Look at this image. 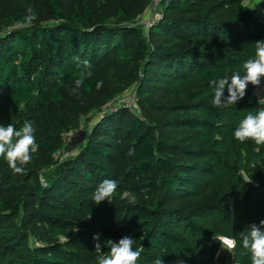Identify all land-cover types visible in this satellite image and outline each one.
<instances>
[{"label": "trees", "instance_id": "obj_1", "mask_svg": "<svg viewBox=\"0 0 264 264\" xmlns=\"http://www.w3.org/2000/svg\"><path fill=\"white\" fill-rule=\"evenodd\" d=\"M123 1L48 0L44 14L37 0H0V125L31 122L40 146L23 174L0 158V264H98L124 236L143 248L138 264H220L222 238L237 240L233 264H251L240 236L264 220V145L233 132L264 104L249 84L216 107L211 81L243 74L264 20L250 0H161L147 34L131 22L152 0ZM131 87L140 115L112 113ZM102 108L86 146L58 163L62 136ZM105 179L116 192L94 204Z\"/></svg>", "mask_w": 264, "mask_h": 264}, {"label": "clouds", "instance_id": "obj_2", "mask_svg": "<svg viewBox=\"0 0 264 264\" xmlns=\"http://www.w3.org/2000/svg\"><path fill=\"white\" fill-rule=\"evenodd\" d=\"M84 63L87 65L88 62ZM242 67L243 74L237 71L230 77L211 81L214 106L236 104L246 95L249 84L257 88L261 85L264 79V39L255 42V58L245 60ZM81 83V80L76 81L77 86ZM101 86L102 83L98 82L97 88ZM226 86L227 97L224 96ZM34 132L32 123L28 121H25L19 130L11 123L7 126L0 125V158L8 163L14 173L23 174L25 171L23 166L27 165L32 159V154L39 150L40 146L36 142ZM233 135L241 143L252 140L256 145H264V109L256 114L248 113L234 129ZM132 151L130 150V155ZM117 187V181L103 180L93 193V203L98 205L105 200L109 202ZM99 237V233L92 237L97 249H101ZM134 243L135 240L130 236H124L118 242L105 241L110 251L98 257V264H138L143 248L134 249ZM222 243L227 245V248L222 247L223 249L234 253L237 247L235 238H225ZM240 245L251 254V264H264V220H261L259 225L255 223L249 225L246 231L241 232ZM154 264H163V260L157 258ZM177 264L183 262L178 261Z\"/></svg>", "mask_w": 264, "mask_h": 264}, {"label": "rangeland", "instance_id": "obj_3", "mask_svg": "<svg viewBox=\"0 0 264 264\" xmlns=\"http://www.w3.org/2000/svg\"><path fill=\"white\" fill-rule=\"evenodd\" d=\"M45 1H48V0H37L36 2V5L38 6L39 9H41L40 11L44 14H46L47 12V6L45 7ZM123 3H125V5L128 6L129 0H124ZM247 5L251 8L256 6L255 9L253 10L256 11V13L264 20V0H250L247 2ZM153 11H154V8L152 7V3H151V6H147L145 10L142 12V14L139 17H137L134 21H132L131 23L135 24L136 26L142 27V29L148 34L146 30L148 28L146 27H148L149 25H152L149 22V19ZM134 92H135L134 87L133 88L131 87L121 92L117 99L118 100V102L116 103L117 105L115 104V106L113 107L111 106V104L109 105L111 107L110 110L112 111V113H116L118 111L117 109L118 107L122 108V106L123 107L128 106L127 109H129L132 113L136 115H140L141 110L138 107ZM104 108L98 111L92 110L90 113H88L87 115L83 116V118H81L78 124V129L69 131L68 133L62 136L63 138L62 147H61L60 152L57 154L55 158L58 163H62L64 160L70 158L69 156L67 157L68 152L70 153L72 152V157H76L78 153L80 152V150L86 146L92 134V130L95 124L98 121H100L104 116H106V113L105 114L99 113L101 110H104ZM54 168L55 167L53 166L49 170L52 171ZM41 179L43 180V178ZM225 249L221 248V252H219L217 259H219L220 264H233L232 263V253H230L228 250H225Z\"/></svg>", "mask_w": 264, "mask_h": 264}, {"label": "built area", "instance_id": "obj_4", "mask_svg": "<svg viewBox=\"0 0 264 264\" xmlns=\"http://www.w3.org/2000/svg\"><path fill=\"white\" fill-rule=\"evenodd\" d=\"M160 2H161V0H152V7L154 8V11L152 12V14L150 16V19H149V22L150 23L155 22L158 19H162L163 18V14L161 12H159L160 11V8L159 7H160V4H161ZM252 97H253L254 100L259 101V103L264 104V79H262L261 85L258 88L253 86V89H252ZM127 108H128V106H127ZM68 156L69 157H72V152L71 153L68 152L67 157ZM41 181H42V184L44 185V183H45L44 180H41ZM224 239L225 238H222L221 241H223ZM223 246L225 248H227V245L226 244H223Z\"/></svg>", "mask_w": 264, "mask_h": 264}]
</instances>
